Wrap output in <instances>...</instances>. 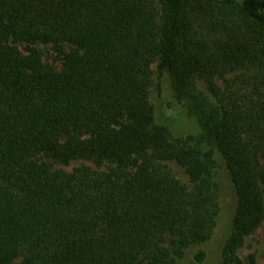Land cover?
Masks as SVG:
<instances>
[{
  "label": "trees",
  "instance_id": "obj_1",
  "mask_svg": "<svg viewBox=\"0 0 264 264\" xmlns=\"http://www.w3.org/2000/svg\"><path fill=\"white\" fill-rule=\"evenodd\" d=\"M157 58L199 132L157 120ZM238 72L250 92L223 93ZM216 152L237 194L221 264H246L264 220V0H0V264H175L216 225ZM76 160L94 166L57 167Z\"/></svg>",
  "mask_w": 264,
  "mask_h": 264
},
{
  "label": "rangeland",
  "instance_id": "obj_2",
  "mask_svg": "<svg viewBox=\"0 0 264 264\" xmlns=\"http://www.w3.org/2000/svg\"><path fill=\"white\" fill-rule=\"evenodd\" d=\"M20 48L27 52L28 44L26 42L18 43ZM38 47L43 53L44 61L51 66L61 68V61L57 59V54L49 44L38 43ZM152 84L150 87V98L154 105L157 120L169 126L175 136L181 137L199 132L200 126L196 117L190 115L183 105L179 102L172 91L171 80L166 71L159 68V59L157 58L151 65ZM243 73L227 74L224 77L217 78V83L223 93H229L230 86L233 89H241V93L250 92V88L245 89L239 80ZM200 88L209 93L206 83L200 79ZM218 166L216 167L215 178L218 183V201L219 213L216 219V225L213 233L207 241L194 245L186 250L183 257L179 258L175 264H221V250L223 242L228 236L232 219L237 207V194L230 172L225 164L223 156L216 152ZM82 163L94 166L90 161L76 160L70 164H58L57 167L72 170ZM171 168L172 172L186 185L193 186L191 178L186 168L174 160L165 161ZM102 166L101 168H104ZM204 252L205 257L199 259L196 257L198 252ZM254 254L256 257L255 264H264V220L260 226L248 236L244 248L241 250V256L248 264L249 256ZM20 259H16L14 264H19Z\"/></svg>",
  "mask_w": 264,
  "mask_h": 264
}]
</instances>
